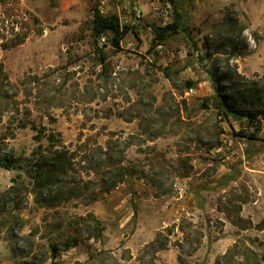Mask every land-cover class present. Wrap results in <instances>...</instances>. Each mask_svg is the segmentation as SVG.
Masks as SVG:
<instances>
[{
	"label": "rangeland",
	"instance_id": "1",
	"mask_svg": "<svg viewBox=\"0 0 264 264\" xmlns=\"http://www.w3.org/2000/svg\"><path fill=\"white\" fill-rule=\"evenodd\" d=\"M227 71L264 87V0H0V264H264V120L216 107Z\"/></svg>",
	"mask_w": 264,
	"mask_h": 264
},
{
	"label": "trees",
	"instance_id": "2",
	"mask_svg": "<svg viewBox=\"0 0 264 264\" xmlns=\"http://www.w3.org/2000/svg\"><path fill=\"white\" fill-rule=\"evenodd\" d=\"M162 3L173 4L174 0H159ZM175 19L164 26H154V42L161 44L164 42L170 35L178 32L180 29V14L178 11L175 12ZM92 36L96 44L98 40L107 34L111 33V44L115 48H120L123 38L131 30L128 25L121 24L118 15H104L100 12L98 8L94 9L93 21H92ZM103 50L101 47L99 48ZM102 59H105L102 57ZM236 75L237 79L234 77ZM235 75L231 71L226 73H215L213 74V80L215 83L216 91V107L225 115V116H234L236 118H246L249 124L255 127L254 131H243L245 136L249 138H256V130L260 128L258 124L261 120H264V87H260L255 81H247L249 83L245 84L244 90L241 87L231 88L228 86L229 83L237 86L238 82L246 78L244 75L235 71ZM239 78V79H238ZM236 80V81H235ZM237 82V83H236ZM194 82L188 81L187 86H192ZM232 84V83H231ZM242 90V91H241ZM38 138V134L36 135ZM16 162V159L12 156L6 157L3 166L6 168L12 167ZM114 173V170L108 171V174ZM112 177L109 179L110 185L107 188L108 190L115 187L122 179L112 180ZM95 220V230L101 232V225L98 219ZM80 243L78 237H72L65 241L64 247L66 249L74 247ZM52 257L56 259L60 254V246L58 244L52 243Z\"/></svg>",
	"mask_w": 264,
	"mask_h": 264
},
{
	"label": "built area",
	"instance_id": "3",
	"mask_svg": "<svg viewBox=\"0 0 264 264\" xmlns=\"http://www.w3.org/2000/svg\"><path fill=\"white\" fill-rule=\"evenodd\" d=\"M102 39H103V40H105V38H104V37H103Z\"/></svg>",
	"mask_w": 264,
	"mask_h": 264
}]
</instances>
